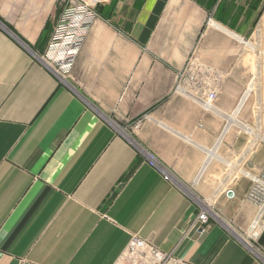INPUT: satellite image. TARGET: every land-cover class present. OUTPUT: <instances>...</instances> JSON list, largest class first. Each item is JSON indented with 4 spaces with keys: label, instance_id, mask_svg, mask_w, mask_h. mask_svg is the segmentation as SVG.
Returning <instances> with one entry per match:
<instances>
[{
    "label": "crops",
    "instance_id": "1",
    "mask_svg": "<svg viewBox=\"0 0 264 264\" xmlns=\"http://www.w3.org/2000/svg\"><path fill=\"white\" fill-rule=\"evenodd\" d=\"M195 48L224 74L212 108L173 92ZM263 163L264 0H103L84 21L0 0V264H116L134 235L167 264H264L246 199Z\"/></svg>",
    "mask_w": 264,
    "mask_h": 264
},
{
    "label": "built area",
    "instance_id": "2",
    "mask_svg": "<svg viewBox=\"0 0 264 264\" xmlns=\"http://www.w3.org/2000/svg\"><path fill=\"white\" fill-rule=\"evenodd\" d=\"M102 1L70 0L71 7L78 13L82 21L86 20L94 12L95 5ZM223 79V72L201 59L195 48L189 54L184 67L175 74L173 92L193 99L206 108H212L221 91ZM227 128L228 123L225 124L224 132ZM147 156L152 166L158 168L161 166L154 154L148 153ZM250 180L251 186L246 199L257 208L256 219L253 223V229H256L264 216V163L254 175H250ZM209 218V210L205 207L193 225L197 233L204 234L207 231ZM170 259L168 254L161 251L152 242L134 235L116 264H167Z\"/></svg>",
    "mask_w": 264,
    "mask_h": 264
},
{
    "label": "rangeland",
    "instance_id": "3",
    "mask_svg": "<svg viewBox=\"0 0 264 264\" xmlns=\"http://www.w3.org/2000/svg\"><path fill=\"white\" fill-rule=\"evenodd\" d=\"M255 41L252 39L250 40V43L253 44ZM56 45V44H55ZM53 46L52 50L48 53V58L51 60V62L56 65L58 69L62 70V67L64 66V61L66 57L63 54L57 53L56 49L57 46ZM62 48H64L62 46ZM242 48V47H241ZM239 57L241 60H243V64L245 65L247 73L250 74L248 80H247V86L250 83L251 79L254 77L253 73L255 70V57H254V51L250 48V46L246 47L245 51H241L239 53ZM47 58V59H48ZM257 94L256 92H253L250 97L248 98V101L246 102V105L244 107V111L242 114H240V118L243 120L244 123L249 124L250 126L254 127V124H256V110H257ZM245 134L250 135L245 132ZM245 135V136H247ZM251 137V136H250ZM244 169L248 171L247 167L245 166Z\"/></svg>",
    "mask_w": 264,
    "mask_h": 264
},
{
    "label": "bare ground",
    "instance_id": "4",
    "mask_svg": "<svg viewBox=\"0 0 264 264\" xmlns=\"http://www.w3.org/2000/svg\"><path fill=\"white\" fill-rule=\"evenodd\" d=\"M252 88H253V86H250V87L248 88V90L245 91V93H244V95H243V97H242V100H241L239 106L237 107V110H239V109L243 106V104H244V102L246 101V99L248 98L249 93H250V91L252 90ZM237 110H236V111H237Z\"/></svg>",
    "mask_w": 264,
    "mask_h": 264
},
{
    "label": "water",
    "instance_id": "5",
    "mask_svg": "<svg viewBox=\"0 0 264 264\" xmlns=\"http://www.w3.org/2000/svg\"><path fill=\"white\" fill-rule=\"evenodd\" d=\"M232 193H233L232 191L229 192V194H231V195H232Z\"/></svg>",
    "mask_w": 264,
    "mask_h": 264
}]
</instances>
